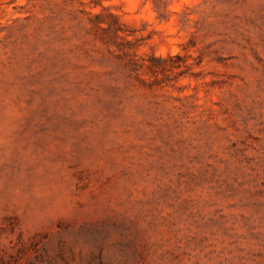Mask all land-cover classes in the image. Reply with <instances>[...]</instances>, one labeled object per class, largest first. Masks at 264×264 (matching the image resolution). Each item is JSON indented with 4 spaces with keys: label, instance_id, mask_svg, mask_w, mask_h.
<instances>
[{
    "label": "rangeland",
    "instance_id": "rangeland-1",
    "mask_svg": "<svg viewBox=\"0 0 264 264\" xmlns=\"http://www.w3.org/2000/svg\"><path fill=\"white\" fill-rule=\"evenodd\" d=\"M0 264H264V0H0Z\"/></svg>",
    "mask_w": 264,
    "mask_h": 264
}]
</instances>
